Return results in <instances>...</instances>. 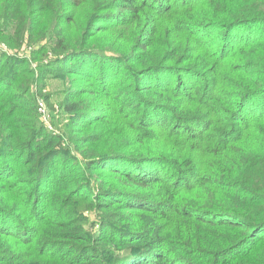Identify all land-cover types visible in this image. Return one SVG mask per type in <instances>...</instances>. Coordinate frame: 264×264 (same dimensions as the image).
<instances>
[{
    "label": "trees",
    "instance_id": "obj_1",
    "mask_svg": "<svg viewBox=\"0 0 264 264\" xmlns=\"http://www.w3.org/2000/svg\"><path fill=\"white\" fill-rule=\"evenodd\" d=\"M4 1L0 264H264V0Z\"/></svg>",
    "mask_w": 264,
    "mask_h": 264
},
{
    "label": "rangeland",
    "instance_id": "obj_2",
    "mask_svg": "<svg viewBox=\"0 0 264 264\" xmlns=\"http://www.w3.org/2000/svg\"><path fill=\"white\" fill-rule=\"evenodd\" d=\"M154 1H159V0H154ZM5 5V1L2 0V2H0V27L3 29L4 27V20L1 17L3 11H7L9 14L13 13V9H10L8 6L4 7ZM159 5V4H156ZM162 6L165 5V3H161ZM39 21L38 16H36L34 18V23H37ZM30 26H33L30 24ZM42 27L44 25H41ZM34 27V26H33ZM40 27V26H39ZM164 34L162 36L163 41L168 40L169 36L171 35V27H168L164 30ZM73 35H75L73 33ZM2 36L0 37L1 40ZM28 42H26V44L23 45V47L19 50V51H15L9 48L8 45H6L5 43L0 41V51L2 52H6L9 55H16L17 57H19L22 60H27L28 61V66L32 67L33 69L37 68V63L34 62V60H32L33 56H32V51L33 49H31V47L27 44ZM45 45V42L42 44ZM41 46H36L35 49L39 48ZM55 55L53 53H49L48 58H41V59H46L44 64H48L52 58H54ZM62 59V58H61ZM38 62V61H37ZM44 75L46 77L45 80H41V82L36 86V87H32V92L37 94V104L39 106V101H42L46 108H47V113L48 116L46 117V119L42 118L39 110V118H40V122L43 126H45L48 130H50L51 132H56L57 135H63V139H64V144L65 146H69L71 147V144L68 142V139L66 136H64V133L67 131L68 132V125L70 124L71 120L69 119V116L64 114V110H63V101H65L67 99L68 95H72L73 91H76L75 86L76 85H81L82 87H85L87 85V81H82L80 79H78L76 76L71 75L69 77H59V75L57 73H52V70L50 71H45ZM184 76L182 74H176L175 76V80L181 82L182 79L183 81H186L185 78H183ZM87 96H83L82 99H86ZM92 102V103H96ZM97 104L106 106V103H99L97 102ZM74 119V118H73ZM48 122V124L46 122ZM194 132V130H191V133ZM97 218L95 216L90 217V219L88 220V224L87 227L88 228H92L95 227V229H98V224L96 223Z\"/></svg>",
    "mask_w": 264,
    "mask_h": 264
},
{
    "label": "built area",
    "instance_id": "obj_3",
    "mask_svg": "<svg viewBox=\"0 0 264 264\" xmlns=\"http://www.w3.org/2000/svg\"><path fill=\"white\" fill-rule=\"evenodd\" d=\"M38 110H39L41 117L46 119V117L48 116L47 108L42 101H39V109ZM46 123L48 124V122H46Z\"/></svg>",
    "mask_w": 264,
    "mask_h": 264
}]
</instances>
